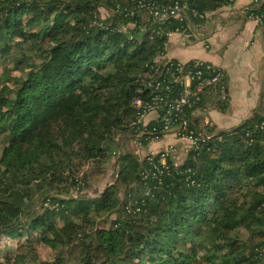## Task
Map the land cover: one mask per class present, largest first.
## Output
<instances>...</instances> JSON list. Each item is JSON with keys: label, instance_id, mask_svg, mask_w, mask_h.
<instances>
[{"label": "trees", "instance_id": "trees-1", "mask_svg": "<svg viewBox=\"0 0 264 264\" xmlns=\"http://www.w3.org/2000/svg\"><path fill=\"white\" fill-rule=\"evenodd\" d=\"M175 1L182 21H154L137 0H0V244L32 237L53 254L44 264H264L263 114L207 129L208 141L176 166L167 158L166 169L158 156L121 150L137 134L135 99L182 93L173 79L192 62L164 59L169 35L226 6L158 3ZM211 91L226 110L227 85L224 94L207 86L185 108L191 119ZM111 160L113 184L89 196Z\"/></svg>", "mask_w": 264, "mask_h": 264}, {"label": "crops", "instance_id": "crops-1", "mask_svg": "<svg viewBox=\"0 0 264 264\" xmlns=\"http://www.w3.org/2000/svg\"><path fill=\"white\" fill-rule=\"evenodd\" d=\"M250 0H234L205 15L204 21L190 29L193 36L170 35L166 46L165 60L186 63L201 60L221 70L226 78L227 108L224 112L216 108V101L223 99L212 95L193 114L195 128L213 135L239 127L264 108V26H257L246 19L244 10ZM157 113H150L147 122L154 121ZM156 152L169 145L176 149L174 161L182 163L186 158V143L168 134L153 142ZM152 147V146H151ZM180 157H182L180 159Z\"/></svg>", "mask_w": 264, "mask_h": 264}, {"label": "built area", "instance_id": "built-area-1", "mask_svg": "<svg viewBox=\"0 0 264 264\" xmlns=\"http://www.w3.org/2000/svg\"><path fill=\"white\" fill-rule=\"evenodd\" d=\"M160 0H137V8L139 11H143L145 14L151 17L154 21H167L169 19H175L182 21L186 18L185 5L179 3L178 1L172 2L170 4L158 3ZM234 2V0H226L225 5L229 6ZM193 17L197 16V13L191 11ZM246 19L253 22L257 26H264V0H250V7H247L244 10ZM199 18H205L200 16ZM188 29L185 34L188 38H191V33ZM174 34V33H172ZM170 34V35H172ZM169 35V37H170ZM192 68L187 71L179 70V74L174 77L173 81L183 87L180 97L170 98L167 96L166 99H163L161 94H155L150 100L144 99H135L132 102V109L135 113V120L130 124V128L137 130L136 137L134 141L140 145L139 138L144 135H148L145 140L148 139L147 146L155 141H159L161 138L154 136L157 134L165 135L171 134L176 140H180L186 143V155L190 151L197 150L202 143L208 141L211 136L204 132H197L192 129V119L190 115L188 116L185 112V108H193L196 102L198 101L197 94L202 91L204 87L207 86H217L222 94L226 91V85L224 84V74L221 70L212 66L209 63H206L201 60H192ZM179 67L183 66L185 63L178 62ZM205 71L208 74V77H204ZM197 82L193 89L191 85ZM149 87L156 91H161L162 85L160 83H150ZM165 90H168L165 88ZM159 109H163L164 114L162 117H158L154 121H159L162 124L161 129L156 132V129L152 131H146L147 117L150 113H157ZM260 129L264 131V122L260 125ZM176 149L173 145H169L167 149L152 153L150 152L145 157L148 161H152L156 156L159 157V164L161 168L165 167V161L167 158L171 160L174 159V153ZM174 162V166L179 163ZM163 169L152 172L151 176L156 178L158 173L161 174ZM146 179V177L144 178ZM138 211V210H136Z\"/></svg>", "mask_w": 264, "mask_h": 264}, {"label": "rangeland", "instance_id": "rangeland-1", "mask_svg": "<svg viewBox=\"0 0 264 264\" xmlns=\"http://www.w3.org/2000/svg\"><path fill=\"white\" fill-rule=\"evenodd\" d=\"M103 17H106V13L104 12L102 14ZM189 29H194L195 25L193 26L190 24ZM193 35L191 34V37ZM190 39V38H188ZM223 97V96H222ZM260 111V114L264 115V108ZM153 142L150 143L147 147H142L138 143H136L133 139H131L129 136H124L121 139L120 146L121 150L124 152H131L135 153L139 159H142L150 152L156 153V149H153ZM152 146V147H151ZM168 148V147H167ZM166 148V149H167ZM186 149V148H185ZM182 157H180L181 159ZM184 161V160H183ZM114 160H111L105 167V171L103 175L98 176L97 180H93L92 187L89 191H87V194L89 196H95L101 193L106 186L113 184L114 182ZM24 245H30L29 248H24ZM8 246V247H5ZM0 248L7 249L9 254L0 256V263L1 264H18L19 260H23V264H44L46 262H49L53 254L49 248L42 245L41 243L34 242L32 240V237H23L21 240H15V241H7L2 242L0 244ZM31 249V250H30ZM22 254V258L15 259V254Z\"/></svg>", "mask_w": 264, "mask_h": 264}]
</instances>
